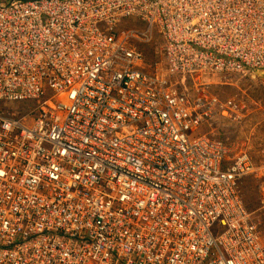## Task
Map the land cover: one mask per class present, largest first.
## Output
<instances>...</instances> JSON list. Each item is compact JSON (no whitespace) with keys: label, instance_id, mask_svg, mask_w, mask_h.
<instances>
[{"label":"built area","instance_id":"built-area-1","mask_svg":"<svg viewBox=\"0 0 264 264\" xmlns=\"http://www.w3.org/2000/svg\"><path fill=\"white\" fill-rule=\"evenodd\" d=\"M191 1L0 0V264H264L210 90L264 74V0Z\"/></svg>","mask_w":264,"mask_h":264},{"label":"rangeland","instance_id":"rangeland-1","mask_svg":"<svg viewBox=\"0 0 264 264\" xmlns=\"http://www.w3.org/2000/svg\"><path fill=\"white\" fill-rule=\"evenodd\" d=\"M157 34L156 31H151L153 41L144 46L149 61L155 60L154 46L157 47L159 42ZM213 82L214 84L210 87V90L219 99L236 98L237 101L243 102L242 104L245 105L248 112H242L245 119L240 124L224 119L221 121L222 126L220 128L212 127L211 130L218 138H222V133H225L227 138L232 136H237V139L245 138V141L237 140V142L244 143L255 168H261L264 165V74H251L247 77L238 75L228 78H214ZM211 130L210 128L208 130L204 129L201 134L208 133ZM263 183L262 178L249 176L245 177L238 186L245 209L253 213L262 230H264V208L260 204V200L264 193V190L261 189ZM262 239L264 240V235Z\"/></svg>","mask_w":264,"mask_h":264},{"label":"bare ground","instance_id":"bare-ground-1","mask_svg":"<svg viewBox=\"0 0 264 264\" xmlns=\"http://www.w3.org/2000/svg\"><path fill=\"white\" fill-rule=\"evenodd\" d=\"M191 5V6H190ZM184 6H187L186 7V10H192L193 9V6H195L194 2H192L191 0H186V5ZM204 8H206L205 6H203ZM200 15H197L194 19H196L197 17H199ZM203 16V15H201ZM204 23L203 26H206V20L203 21ZM212 32L214 33V30H212ZM155 34V33H154ZM236 33H231V36L235 35ZM241 141V140H240Z\"/></svg>","mask_w":264,"mask_h":264}]
</instances>
